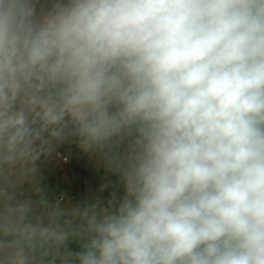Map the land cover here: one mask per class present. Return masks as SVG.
<instances>
[{
    "label": "clouds",
    "instance_id": "9594fccd",
    "mask_svg": "<svg viewBox=\"0 0 264 264\" xmlns=\"http://www.w3.org/2000/svg\"><path fill=\"white\" fill-rule=\"evenodd\" d=\"M0 264H264V0H0Z\"/></svg>",
    "mask_w": 264,
    "mask_h": 264
},
{
    "label": "rangeland",
    "instance_id": "374dc122",
    "mask_svg": "<svg viewBox=\"0 0 264 264\" xmlns=\"http://www.w3.org/2000/svg\"><path fill=\"white\" fill-rule=\"evenodd\" d=\"M84 160H85L84 162H89L86 158ZM72 166L75 168V171L73 173L76 172L78 174L77 177L81 180L83 184L82 185L83 187L76 189L74 195L77 198L75 200H82L85 198V196L89 197L91 194H95L97 190L89 184L87 177L81 172V171L87 172V170H85L83 167V161L82 163H78L76 160H74ZM41 169L43 176L42 186L45 187V191L50 201H54L55 196L60 195L61 197L62 194L66 196H70V190H71L70 187L66 185L65 182L58 181L57 176L60 175L61 173L60 165L54 159L51 158L48 162L41 161ZM62 205H63V201H62Z\"/></svg>",
    "mask_w": 264,
    "mask_h": 264
},
{
    "label": "crops",
    "instance_id": "0c3cea01",
    "mask_svg": "<svg viewBox=\"0 0 264 264\" xmlns=\"http://www.w3.org/2000/svg\"><path fill=\"white\" fill-rule=\"evenodd\" d=\"M62 149H64L66 152H68V149L66 147L62 148ZM50 159L44 160L42 158V161L48 162ZM52 159H54L60 165V172L61 173H60V175L57 176L58 181L65 182L66 185H68L70 187V189H71L70 190V197H72V196L75 197L73 200H75L77 198L74 195L76 189L83 187L81 180L77 177L78 174L76 172L73 173L75 171V168L72 166L74 160H76L78 163H82V161H83V167L85 170H87V172L84 171L87 174V176H86L87 180H88L89 184L91 186H93V188H95L98 191L99 184L104 179V174L102 171L95 168L90 162H84L85 161L84 159L72 158V161L70 163H66V162L60 160L55 155L52 157ZM77 172H78V170H77ZM75 174H77V175H75ZM104 195H106V193ZM85 197H87V196H85ZM58 198H60V195L55 196L54 201L57 200Z\"/></svg>",
    "mask_w": 264,
    "mask_h": 264
},
{
    "label": "built area",
    "instance_id": "2783aa9c",
    "mask_svg": "<svg viewBox=\"0 0 264 264\" xmlns=\"http://www.w3.org/2000/svg\"><path fill=\"white\" fill-rule=\"evenodd\" d=\"M60 151H61L62 155H61V157H58V158H59L60 160L64 161V162H66V163H70V162L72 161V158H70V159H68V160H65V159L63 158V156H66V155H67V152H66L64 149H60ZM72 198L74 199L75 197L72 196Z\"/></svg>",
    "mask_w": 264,
    "mask_h": 264
},
{
    "label": "trees",
    "instance_id": "16d2710c",
    "mask_svg": "<svg viewBox=\"0 0 264 264\" xmlns=\"http://www.w3.org/2000/svg\"><path fill=\"white\" fill-rule=\"evenodd\" d=\"M81 172H82V174H84L85 176H87V174L84 171H81Z\"/></svg>",
    "mask_w": 264,
    "mask_h": 264
}]
</instances>
